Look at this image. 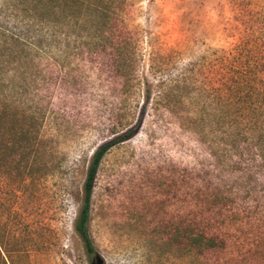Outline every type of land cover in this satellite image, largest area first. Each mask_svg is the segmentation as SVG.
I'll list each match as a JSON object with an SVG mask.
<instances>
[{
    "label": "rangeland",
    "instance_id": "rangeland-1",
    "mask_svg": "<svg viewBox=\"0 0 264 264\" xmlns=\"http://www.w3.org/2000/svg\"><path fill=\"white\" fill-rule=\"evenodd\" d=\"M110 6L101 32L6 75L26 103L0 116V248L16 264H264V0ZM109 141L89 252L75 221Z\"/></svg>",
    "mask_w": 264,
    "mask_h": 264
},
{
    "label": "trees",
    "instance_id": "trees-1",
    "mask_svg": "<svg viewBox=\"0 0 264 264\" xmlns=\"http://www.w3.org/2000/svg\"><path fill=\"white\" fill-rule=\"evenodd\" d=\"M113 0H0V116L5 118L13 107H22L26 103L24 90L26 84L17 86L15 76L7 78V74L25 65L38 66L42 58L53 60L56 48L61 41L66 40L67 46L73 30L85 27L90 22L96 23V31L101 32L112 19L110 3ZM102 39V38H99ZM90 49V42H84ZM95 48L102 46V40L94 42ZM25 70L20 73L26 75ZM7 75V76H6ZM221 89L232 91L230 71L220 72ZM8 79V80H7ZM27 80V77L22 79ZM13 89V91H12ZM14 89L18 90L15 92ZM230 97V94L229 96ZM226 100V99H225ZM224 101V99L222 100ZM26 113L15 112L19 115ZM32 113V112H31ZM34 115L33 113L31 116ZM33 117V116H32ZM27 130L23 131L26 134ZM113 145L112 141L101 144L94 152L84 185V202L75 221V229L83 238L87 250L94 251V246L89 235V220L91 197L98 166ZM194 246L210 247L217 242L213 237L202 233L191 236ZM17 257H22L26 252L23 249L14 250ZM28 253H26L27 256ZM10 257V258H9ZM10 259V261H9ZM16 264L13 256L4 254L0 248V264ZM26 264H31L30 260Z\"/></svg>",
    "mask_w": 264,
    "mask_h": 264
}]
</instances>
